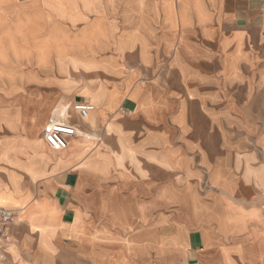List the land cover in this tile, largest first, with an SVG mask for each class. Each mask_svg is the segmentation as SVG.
Here are the masks:
<instances>
[{
	"label": "crops",
	"instance_id": "crops-1",
	"mask_svg": "<svg viewBox=\"0 0 264 264\" xmlns=\"http://www.w3.org/2000/svg\"><path fill=\"white\" fill-rule=\"evenodd\" d=\"M0 205V264H264V0H0Z\"/></svg>",
	"mask_w": 264,
	"mask_h": 264
},
{
	"label": "built area",
	"instance_id": "built-area-1",
	"mask_svg": "<svg viewBox=\"0 0 264 264\" xmlns=\"http://www.w3.org/2000/svg\"><path fill=\"white\" fill-rule=\"evenodd\" d=\"M71 110L82 119H88L96 110V107L89 102H77L72 105ZM69 118L68 115L63 120H52L44 128V140L53 151L60 152L67 149L69 141L73 137H84L88 140L100 141V138H95L96 128L90 132H84L72 124ZM16 220L17 215L14 211L0 205V260L5 258V251L9 244L10 228Z\"/></svg>",
	"mask_w": 264,
	"mask_h": 264
},
{
	"label": "rangeland",
	"instance_id": "rangeland-1",
	"mask_svg": "<svg viewBox=\"0 0 264 264\" xmlns=\"http://www.w3.org/2000/svg\"><path fill=\"white\" fill-rule=\"evenodd\" d=\"M59 109V108H58ZM67 113H66V107H61L60 108V111L59 110H57L56 111V120L55 121H58V120H61L60 118L58 119V115H66ZM96 138V137H95Z\"/></svg>",
	"mask_w": 264,
	"mask_h": 264
}]
</instances>
